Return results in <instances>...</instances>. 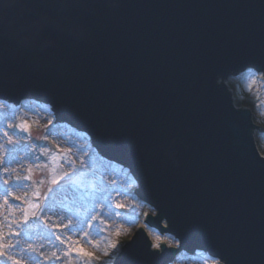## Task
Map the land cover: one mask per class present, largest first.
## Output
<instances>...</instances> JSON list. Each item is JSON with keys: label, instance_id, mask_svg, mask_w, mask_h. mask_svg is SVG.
Wrapping results in <instances>:
<instances>
[{"label": "water", "instance_id": "95a60500", "mask_svg": "<svg viewBox=\"0 0 264 264\" xmlns=\"http://www.w3.org/2000/svg\"><path fill=\"white\" fill-rule=\"evenodd\" d=\"M250 69L264 0H0V99L86 134L178 241L152 249L140 228L113 264H264L258 126L226 86Z\"/></svg>", "mask_w": 264, "mask_h": 264}, {"label": "rangeland", "instance_id": "374dc122", "mask_svg": "<svg viewBox=\"0 0 264 264\" xmlns=\"http://www.w3.org/2000/svg\"><path fill=\"white\" fill-rule=\"evenodd\" d=\"M227 84L236 106L254 114L259 131L254 133L255 141L264 154V79L245 72ZM0 123L6 125L0 127V153L14 166L9 169L0 159V243L17 245L5 248L2 264H10L7 256L19 264H113L140 228L147 230L152 245L178 246L175 237L146 226V215L156 213L136 197L137 182L122 167L102 158L86 134L57 122L51 107L0 99ZM5 131L13 143L6 142ZM25 213L26 224L22 223ZM10 232L18 236L10 239ZM78 248L91 256L79 254ZM25 253L33 255L34 262ZM205 256L194 264H213L215 260Z\"/></svg>", "mask_w": 264, "mask_h": 264}, {"label": "snow or ice", "instance_id": "6c2138e0", "mask_svg": "<svg viewBox=\"0 0 264 264\" xmlns=\"http://www.w3.org/2000/svg\"><path fill=\"white\" fill-rule=\"evenodd\" d=\"M53 115H54V113H53ZM7 127H8V128H12L13 125H8ZM17 127H19V126H17ZM23 127H24V128H28L29 125H28L27 123H25V124L23 125ZM3 136L7 138V141H6V142H7L8 144L13 143V140H12V138H11V135L9 134L8 131H5V132L3 133ZM0 146H2V145H0ZM37 159H39V158H37ZM37 167H39L38 164H37ZM65 175H67V174H65ZM25 179H28V177H25ZM53 183H56V181H53ZM4 185H5V186L7 185V181H6V180L4 181ZM5 194L7 195V193H5ZM5 203L7 204L8 201L5 200ZM42 211H43V209H42ZM33 218H38V217H33ZM22 223H24V224L28 223V215H27V213H25V215H24V220L22 221ZM65 228H66V229H70V228H71V225H70V224H69V225H65ZM16 236H18V233H16V232H10V234H9V238H10V239H11V238H14V237H16ZM56 238H57V239H60L59 236H57ZM16 246H17V245H15V244H9V245L5 246L4 244L0 243V257H4V256H5V248H6V247H7L8 249H12V248H14V247H16ZM112 247H113V248H116L117 245H116L115 243H113V244H112ZM151 247H152L153 249H157V250H159V249H160V244H159V243H156V244L151 245ZM76 251H77L79 254H82V255H85V256H91V253L87 252V251H86L85 249H83V248H78V249H76ZM52 256H53L55 259H57V260L59 259V257L56 256L55 253H53ZM6 259H7V261L10 262V264H19V261H18L17 259H15L14 257H12V256H7ZM0 264H2V262H0ZM213 264H221V261H220L219 259H217V260H215V261L213 262Z\"/></svg>", "mask_w": 264, "mask_h": 264}, {"label": "bare ground", "instance_id": "6f19581e", "mask_svg": "<svg viewBox=\"0 0 264 264\" xmlns=\"http://www.w3.org/2000/svg\"><path fill=\"white\" fill-rule=\"evenodd\" d=\"M241 75V74H240ZM226 86L228 87V89H230L232 92H233V90H232V87L229 85V84H226ZM234 96V95H233ZM24 101V100H23ZM23 101H21V102H23ZM20 102V103H21ZM239 108V107H238ZM45 122H47V119H45L44 120ZM66 124V123H65ZM69 126V125H68ZM0 127H3V128H5L6 129V125H4V124H2V123H0ZM59 132H60V129L58 128V129H55L54 130V133L55 134H59ZM88 140H91L89 137H88ZM92 142V141H91ZM0 159H4V161H5V164H6V166H7V168H11V167H14L13 165H12V163L7 159V156H5V155H1V153H0ZM76 230V229H75ZM70 234L72 233V232H69ZM25 255H27L28 256V259H29V261H31V262H34V259L35 258H33V255H31V254H27V253H25ZM2 263H4V262H2Z\"/></svg>", "mask_w": 264, "mask_h": 264}, {"label": "trees", "instance_id": "16d2710c", "mask_svg": "<svg viewBox=\"0 0 264 264\" xmlns=\"http://www.w3.org/2000/svg\"><path fill=\"white\" fill-rule=\"evenodd\" d=\"M257 102V99L254 101V103H256ZM185 257V259H192L193 261H195V262H200L202 259H203V257H206L204 254H199V253H197V254H194V255H185L184 256Z\"/></svg>", "mask_w": 264, "mask_h": 264}, {"label": "built area", "instance_id": "2783aa9c", "mask_svg": "<svg viewBox=\"0 0 264 264\" xmlns=\"http://www.w3.org/2000/svg\"><path fill=\"white\" fill-rule=\"evenodd\" d=\"M260 154H261L262 156H264V154H262L261 152H260Z\"/></svg>", "mask_w": 264, "mask_h": 264}]
</instances>
